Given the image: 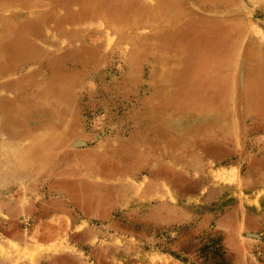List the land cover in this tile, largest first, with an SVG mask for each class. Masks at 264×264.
<instances>
[{
    "label": "rangeland",
    "instance_id": "obj_1",
    "mask_svg": "<svg viewBox=\"0 0 264 264\" xmlns=\"http://www.w3.org/2000/svg\"><path fill=\"white\" fill-rule=\"evenodd\" d=\"M39 254L264 264V0H0V264Z\"/></svg>",
    "mask_w": 264,
    "mask_h": 264
},
{
    "label": "crops",
    "instance_id": "obj_2",
    "mask_svg": "<svg viewBox=\"0 0 264 264\" xmlns=\"http://www.w3.org/2000/svg\"><path fill=\"white\" fill-rule=\"evenodd\" d=\"M51 220L57 223V226H52L49 222L44 223L41 222L37 224L35 228L32 230L35 231V237L37 238V244L39 249L42 246L41 251H46L47 249H51L56 247V241H58L59 237L56 236V233L67 235V241L62 240L61 242L58 241L56 244L58 247L62 248L63 250L67 249V257L73 259V252L77 250H81L80 246L82 245V223L76 222L73 218V214L69 208L66 206L63 207L62 211L53 215ZM58 235V234H57ZM60 236V235H59ZM62 238V237H60ZM10 240V239H9ZM12 242H15L14 239H11ZM55 252V251H53ZM83 252V251H81ZM46 256V255H45ZM56 255H52L49 259L54 258ZM43 255H38L34 257V260L25 261L22 257L12 256L11 260L7 263L10 264H42L41 260L43 259ZM67 258V262H68ZM68 264V263H67Z\"/></svg>",
    "mask_w": 264,
    "mask_h": 264
}]
</instances>
